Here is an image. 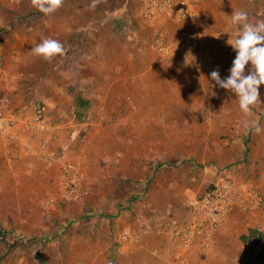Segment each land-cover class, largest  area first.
I'll list each match as a JSON object with an SVG mask.
<instances>
[{
    "label": "rangeland",
    "instance_id": "374dc122",
    "mask_svg": "<svg viewBox=\"0 0 264 264\" xmlns=\"http://www.w3.org/2000/svg\"><path fill=\"white\" fill-rule=\"evenodd\" d=\"M136 2L130 12V0H99L95 9L89 8L92 0H63L62 7L45 16L30 0H0V64L6 73L1 92L11 98L13 112L24 117L40 104L49 112L58 102L61 110L57 105L49 115L57 114L56 122L70 124L55 130L63 139L62 149L42 150L38 142L34 151L26 153L18 146L19 151L9 152L12 156L2 157L0 264H41L40 254L46 264H80V220L88 229L96 219L115 234L125 227L117 219L132 207L136 220L141 214L160 215L168 226L179 210L189 207L178 205L189 202L188 188L200 198L216 182L231 178L227 172L233 166L253 165V171L246 169V184L256 188L254 184H262L264 155L254 164L246 154L252 137L235 140L221 130L216 120L223 112L209 107L215 94L204 91L207 76L154 65L158 56L172 53L162 52L160 43L179 42L182 37L177 31L173 35L177 25L161 20L156 28L148 23ZM161 27L166 34H161ZM46 38L58 40L65 55L51 62L35 56L31 49ZM154 58L156 67L150 61ZM79 92L90 100L83 119L76 116ZM79 147L80 159L71 158V152L65 156ZM51 152L60 156L57 163L43 167L44 160L51 161ZM66 162L80 164L84 195L77 201L63 198L60 171ZM129 165L133 172L147 175L144 184L130 186L129 177L119 182L108 179ZM211 168L217 170V179L209 182L204 176ZM99 171L108 177L87 182V172L92 180ZM109 196L118 204L93 205ZM50 198L55 207L47 211L43 203ZM28 215L34 217L36 229L26 234L17 218ZM243 216L235 223L233 241L250 228L264 232V205ZM222 253L230 257L228 264H264V241L242 247L235 243L229 253Z\"/></svg>",
    "mask_w": 264,
    "mask_h": 264
},
{
    "label": "crops",
    "instance_id": "0c3cea01",
    "mask_svg": "<svg viewBox=\"0 0 264 264\" xmlns=\"http://www.w3.org/2000/svg\"><path fill=\"white\" fill-rule=\"evenodd\" d=\"M130 1L131 5H127V8H129L131 12L133 10L132 8H136L137 6H134V4L132 5V2H136V0ZM136 3L139 4L140 1H137ZM140 8L142 7L140 6ZM234 10L246 12L248 14L250 23H253L255 21L257 22V18H259V20L264 19V0H200L199 13L201 19L195 26H191L187 23L177 24L163 17H159L157 20H155V22L150 24L158 28L157 24L161 20H164V22L177 25L173 35L177 34L178 32V35H180L182 39H179V42H170L168 40L166 44L172 50V53L169 57L165 58L158 56L157 62H155V58L151 59L150 61L152 63V66H157L159 70L170 69L172 71H178V69H180L179 71L183 72L191 71L200 74L204 73L208 79L204 91L215 94V100L209 102V107H217L223 112L222 116H220L219 119L216 120V123L220 124L221 130L224 131V134L229 135L235 140H243V137L245 135H248L247 138H249L250 135V138L252 137L253 142L250 145L251 148H248L249 151L246 152V154L253 158L254 164H257L256 161H260V157L262 156V154L264 155V131H262L260 134H256L254 130H251L250 128L246 129L244 127V121L247 120L251 122L258 120L262 129H264V84L259 87L260 100L262 101L261 106L254 107L252 109L254 110L252 111V114L249 116H245L239 109L235 94H231L226 90L221 89L218 85H214V81H212L210 77L211 72L217 69L219 70L221 79L227 78L230 74L229 69L232 66V62L235 59L236 53L233 51L231 46L227 44L229 34L225 33V31L230 30V19ZM160 29H162V27ZM160 29H158V32L161 31ZM187 31L196 32L198 34L199 40L193 41L185 39L183 37V34ZM161 34H166L165 29H162ZM189 52L196 58L195 63L193 66L183 67L185 56ZM146 61V64H148V57L146 58ZM154 62V65L156 66L153 65ZM245 74H247V69ZM209 80L212 83L209 82ZM218 94L220 95V98H218ZM57 105L59 107L57 109L60 111L62 105L58 102L54 105L51 104V108H49L50 111L52 112L53 109H56L55 107H57ZM49 112L48 115L50 114ZM58 117L59 115L57 114L53 115L52 117L49 115V121L52 125L47 136V139L49 140V150H55L56 148L62 149L61 145L63 139L56 137L57 132L55 130H58L59 128L63 129L66 127H70V124L65 126L63 125L64 123L62 124L61 122H56L54 119ZM32 135H35V137H33ZM8 138L11 141H9ZM33 138L34 140L36 139L37 143L33 142ZM38 142H41L39 136H37L36 134H32V132L28 131L24 127V125L18 127L7 138L0 136V164L2 162V157H4L5 155L12 156L9 154L10 151H19L18 146L20 147V149L27 153L28 150L34 151L36 149V146L38 145ZM52 144L55 145L53 146ZM12 145H14L15 147L13 148ZM51 145L52 147H50ZM7 147H9V149H7ZM74 152L76 153H72L71 149H69L65 153V156H69L70 154L71 158L80 159V147L77 148ZM57 155L58 154H56L55 152H51V161L49 162L47 160H44V164H42L43 167H46L45 165L49 163L56 164L57 161L55 160H57V157H60ZM239 160H242V156H240ZM243 166L239 165V167L236 166L235 168H233V166L232 168H230L227 173L231 178L228 179L242 184L243 186L258 190L264 194V192L260 190H264V172L261 171L262 173L259 177L262 184H254L259 187V189L254 187L253 185L246 184L248 181V173L246 169L250 168L249 170L253 171V165H249V168L245 164ZM216 171L217 170H215V168H211L210 172L208 169H206V176H204V178H208L207 181L209 182L216 180L217 178L214 175ZM105 172L106 171H99V176L92 180L89 176V173L87 172V182L95 180L99 181L102 176L104 178H107L108 176H105ZM138 173L139 172L137 171L133 172L132 166L130 165L127 168H124L122 166L119 170L110 173L111 177H109L108 179H113L119 182L125 181L129 177L130 186H133L136 183L144 184V182H146L145 179L147 178V175L142 172H140L139 174ZM222 180H220L219 182H221ZM189 190L191 189L188 188L187 193L189 194V196H187L186 198V200H188L189 202H185V204L178 203V205H189V207H187L185 210L181 209L178 213H176V217L183 221L192 218L193 211L202 198V196L198 198L199 196L197 195V192H191ZM121 195V192H119V196ZM104 198L105 200L96 201L93 205L101 206V208H103L105 206L111 207L112 205L118 204V200L114 199L112 196H109L108 199H106V197ZM160 198H163L162 195H160L159 199ZM120 201L124 202V200L121 198ZM156 203L157 202H155V204ZM134 211L132 207H130L129 211H125V213H123L121 217L117 219L122 220L123 224H125V227L119 233L115 234L112 233V230L110 228H101L100 222L96 219L93 220L95 223L92 225V227L88 229L83 227L84 219L80 220V244H78L80 264H165L166 259H168V257L172 255L173 244L169 238H167L165 235L160 234L159 230L166 227L165 223L167 222V220L160 215L149 214H145V217L142 214L140 216L137 214L140 219L136 220V215H134L133 217L131 216V213H133ZM247 214L249 213L239 211L234 212L228 218L225 224L220 228L211 243L204 244L202 241L196 242V244L192 246L188 254L190 264H228L230 257L227 258L226 256L228 254L222 253L223 251L229 253V250L235 243H238V245L241 247L244 246V243L250 244L241 240V236L247 233L248 230L239 234L238 242L231 239L236 236V224H239L241 222L240 218H243V215ZM17 219V223H19V227L23 233L29 234L36 229V224L34 222L33 216H20V218ZM126 228H132L133 230L138 232L139 242L130 245L120 244L119 235ZM154 249H160L159 256L156 257L152 254V250ZM112 255L115 256L114 262L110 261V256Z\"/></svg>",
    "mask_w": 264,
    "mask_h": 264
},
{
    "label": "built area",
    "instance_id": "2783aa9c",
    "mask_svg": "<svg viewBox=\"0 0 264 264\" xmlns=\"http://www.w3.org/2000/svg\"><path fill=\"white\" fill-rule=\"evenodd\" d=\"M144 19L153 23L159 17L177 24L187 23L195 26L199 23L200 0H139ZM185 39L198 41L196 32L187 31L183 34ZM164 53L171 51L170 47L160 43ZM6 78L0 64V136L9 137L18 127H24L35 133L41 139L40 148L46 150L49 146L48 132L52 125L49 121L47 109L41 104L27 117L13 112L12 100L1 92L2 84ZM82 177L79 163H63L60 171V184L64 188L63 198L68 201L80 200L84 195ZM264 205V194L258 190L243 186L231 179L222 180L210 186L193 211L192 218L180 220L172 218L169 225L159 230L172 241L173 252L165 264H190L189 251L202 241L211 243L220 228L236 211L253 214L261 210ZM47 211L55 207V199L50 198L43 203ZM51 216V212L48 213ZM122 245L139 242V234L132 228L124 229L119 235ZM154 256L160 255V249L152 250Z\"/></svg>",
    "mask_w": 264,
    "mask_h": 264
},
{
    "label": "clouds",
    "instance_id": "9594fccd",
    "mask_svg": "<svg viewBox=\"0 0 264 264\" xmlns=\"http://www.w3.org/2000/svg\"><path fill=\"white\" fill-rule=\"evenodd\" d=\"M98 3L99 0H92L89 8L95 9ZM30 4L45 16H49L62 7L63 0H30ZM225 33L229 34L227 44L236 53L229 69L230 74L227 78L221 79L217 69L211 72L210 77L215 85L235 94L241 113L249 116L254 107H260L262 104L259 87L264 84V19L253 24L249 22L246 12L234 10L230 19V30H226ZM31 51L35 56L49 62L57 56L65 55L63 45L51 38L42 40ZM195 59L190 52L187 53L183 67L193 66ZM244 127L254 130L256 134L264 131L258 120L251 122L246 120Z\"/></svg>",
    "mask_w": 264,
    "mask_h": 264
},
{
    "label": "trees",
    "instance_id": "16d2710c",
    "mask_svg": "<svg viewBox=\"0 0 264 264\" xmlns=\"http://www.w3.org/2000/svg\"><path fill=\"white\" fill-rule=\"evenodd\" d=\"M76 116L79 119H83L84 111L89 110L90 108V100L87 99L82 92H79L76 97ZM241 240L250 244H258L264 241V232L257 228H250L247 233L241 236ZM40 263L46 264L44 257L39 255ZM110 261H115V256H110Z\"/></svg>",
    "mask_w": 264,
    "mask_h": 264
}]
</instances>
